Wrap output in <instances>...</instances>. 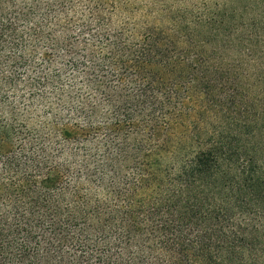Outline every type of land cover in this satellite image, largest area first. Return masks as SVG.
Here are the masks:
<instances>
[{"label": "trees", "instance_id": "trees-1", "mask_svg": "<svg viewBox=\"0 0 264 264\" xmlns=\"http://www.w3.org/2000/svg\"><path fill=\"white\" fill-rule=\"evenodd\" d=\"M246 39L227 0H0V264H264L258 164L217 116Z\"/></svg>", "mask_w": 264, "mask_h": 264}, {"label": "rangeland", "instance_id": "rangeland-1", "mask_svg": "<svg viewBox=\"0 0 264 264\" xmlns=\"http://www.w3.org/2000/svg\"><path fill=\"white\" fill-rule=\"evenodd\" d=\"M135 6H145L154 0H126ZM182 1V0H181ZM210 0H199L201 4ZM224 2L226 0H213ZM245 27L246 41L253 50L252 62L257 71L244 88L242 101L227 111L219 113V123L229 135H238L240 145L246 147L258 164V175L264 184V0H227ZM232 2V3H231ZM232 174L237 167H226Z\"/></svg>", "mask_w": 264, "mask_h": 264}]
</instances>
